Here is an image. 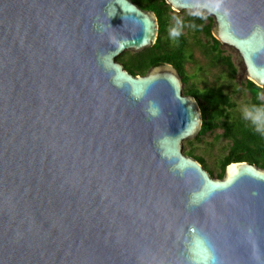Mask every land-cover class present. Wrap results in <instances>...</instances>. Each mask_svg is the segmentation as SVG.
<instances>
[{
  "label": "water",
  "instance_id": "1",
  "mask_svg": "<svg viewBox=\"0 0 264 264\" xmlns=\"http://www.w3.org/2000/svg\"><path fill=\"white\" fill-rule=\"evenodd\" d=\"M166 2L264 88V0ZM158 35L133 0H0V264H264V168L212 176L180 72L118 60Z\"/></svg>",
  "mask_w": 264,
  "mask_h": 264
},
{
  "label": "trees",
  "instance_id": "2",
  "mask_svg": "<svg viewBox=\"0 0 264 264\" xmlns=\"http://www.w3.org/2000/svg\"><path fill=\"white\" fill-rule=\"evenodd\" d=\"M142 9L154 11L159 20V35L156 44L141 53L126 52L119 59L133 75H146L152 68L164 64L173 65L183 77L186 95L194 96L200 101L203 113V127L199 137L220 127L224 129V137L232 141V146L224 158L222 172L218 178H224L227 167L236 162H248L264 168V131L259 130L244 116L236 114L235 104L221 87L198 89L192 84L191 75L186 70V63L192 55L188 53L187 37L181 35L179 22L173 21L174 10L166 0H133ZM207 23L204 15L189 16L184 24L197 34H204L208 42L203 44L212 61L218 64H229L235 74L236 70L229 57L223 55L222 43L213 35V20ZM211 40V42L209 41ZM235 76V75H234ZM246 87L254 97L256 106L260 105L263 88L248 80ZM186 155L197 159L214 176L205 158L192 150Z\"/></svg>",
  "mask_w": 264,
  "mask_h": 264
},
{
  "label": "rangeland",
  "instance_id": "3",
  "mask_svg": "<svg viewBox=\"0 0 264 264\" xmlns=\"http://www.w3.org/2000/svg\"><path fill=\"white\" fill-rule=\"evenodd\" d=\"M204 15L207 17V23L215 19L203 10L195 11H174L173 21H178L181 35L186 36L188 41V53L192 58L186 63V70L192 78V84L198 89L221 87L225 93L230 96L235 104V113L244 116L245 119L252 122L259 130L264 131V126L257 122L254 117L261 116L264 119V88L259 99L261 106H256L252 94L248 91L246 84L249 80L246 68L239 53L232 47L223 45L221 49L225 57H229L236 72L232 71L229 64H218L212 61L210 54H207L203 44L208 42L204 34H197L190 30L184 20L189 16ZM211 42V40H209ZM131 52V51H127ZM126 53V52H125ZM133 53V52H131ZM141 53V52H140ZM124 54V53H123ZM123 54L118 58H122ZM136 54V53H134ZM235 75V76H234ZM184 91L185 85H184ZM251 112L249 116L246 113ZM224 129L220 127L214 131L208 132L202 137L199 135L193 139L184 141V153L192 150L196 155L205 158L207 166L213 170L214 176L222 172L224 158L232 146V141L223 135Z\"/></svg>",
  "mask_w": 264,
  "mask_h": 264
},
{
  "label": "clouds",
  "instance_id": "4",
  "mask_svg": "<svg viewBox=\"0 0 264 264\" xmlns=\"http://www.w3.org/2000/svg\"><path fill=\"white\" fill-rule=\"evenodd\" d=\"M246 114L249 115V116L252 115L251 112H248V113H246ZM254 119H255L257 122L261 123L262 126H264V119H262L261 116H256V117H254Z\"/></svg>",
  "mask_w": 264,
  "mask_h": 264
}]
</instances>
